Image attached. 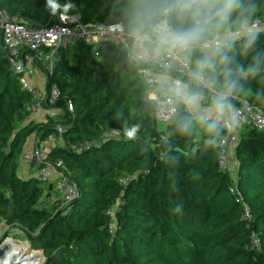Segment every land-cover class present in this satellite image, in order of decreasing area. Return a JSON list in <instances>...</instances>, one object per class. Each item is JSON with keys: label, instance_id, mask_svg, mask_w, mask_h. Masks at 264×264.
<instances>
[{"label": "trees", "instance_id": "trees-1", "mask_svg": "<svg viewBox=\"0 0 264 264\" xmlns=\"http://www.w3.org/2000/svg\"><path fill=\"white\" fill-rule=\"evenodd\" d=\"M161 3L0 0V10L31 26L51 27L61 14H79L85 24L125 27V47L106 40L57 52L53 70L43 71L47 94L53 85L61 92L45 108L60 113L39 124L26 123L32 97L8 63L0 33V224L5 237L20 231L32 251H42L43 264H264V131H242L234 180L219 167L225 130L193 119L182 103L168 124H157L156 104L148 99L150 87L142 76L151 66L135 62L130 47L135 33L151 34L149 9ZM258 18L264 19V0H241L228 25ZM167 22L180 29L190 20L169 15ZM190 57L195 70L203 56L193 50ZM205 75L228 94L218 103L238 106L245 100L264 112V32L228 42ZM175 77L188 85L189 95L208 101L192 78ZM227 82L234 87L229 90ZM58 127L64 146H82L77 152L56 146L49 155L65 164L79 192L66 207L59 200L46 203L54 184L19 172L31 137L44 142ZM133 128L130 138L127 130Z\"/></svg>", "mask_w": 264, "mask_h": 264}, {"label": "built area", "instance_id": "built-area-1", "mask_svg": "<svg viewBox=\"0 0 264 264\" xmlns=\"http://www.w3.org/2000/svg\"><path fill=\"white\" fill-rule=\"evenodd\" d=\"M253 32H264V19L258 18L254 21L230 25L221 29L217 38L226 40L228 43L237 41ZM0 33L3 35L5 57L11 68L22 75V89L32 97L28 112L32 122L36 124L43 123L48 117L53 118L60 113V110L45 108L47 102L53 104L60 99L61 92L58 86L53 85L50 95H48L46 87H39L31 80L37 71H40L45 77L43 68L49 71L53 70L57 52L61 48H67L69 45L79 42L90 44L101 43L106 40L117 44L123 43L127 46L125 27L122 23L85 24L79 14H61L53 26L39 27L31 26L27 21L11 16L5 10H0ZM155 40L156 38L148 33H135L133 35V42L146 44L149 48L147 62L151 68L143 69L142 76L150 87L148 99L156 104L155 120L157 124H168L177 114L178 104H184L192 114L193 119L209 127H220L225 130V135L219 143V167L224 172L233 170L231 168L232 160L236 161L235 151L242 131L245 128L264 131V112L245 100H240L238 106L218 103L224 102L228 94L219 92L213 81L206 75L203 81L193 78L194 67L190 53L193 50H198L203 57L206 54H212L216 49L215 40L212 39L207 42L206 47L203 44L194 47L190 53L175 51L172 54L163 51L158 52ZM132 59L135 58L132 57ZM134 61L138 62L136 59ZM176 75H186L192 78L197 85L207 91L208 101H205L204 97L202 98L203 104L198 110L200 113L198 116L192 112V105L189 103L186 94L179 90L175 84ZM217 104H221L226 112H217L215 110ZM68 110L73 112L71 102H68ZM57 130V134L50 135L44 142H40L36 135L31 137L21 156L19 172L22 176L37 177L46 183L56 185L60 201H62L61 206L66 207L79 196V192L76 184L69 178L65 164L62 161L52 162L49 160V155L51 149L56 146H62L74 152L79 151L82 146L79 147L74 144L64 146L63 128L58 127ZM33 141L34 143H31ZM232 176L235 180L236 172ZM231 191L238 194L236 189ZM110 214L115 216L113 211ZM245 219H250L247 210ZM111 229L114 230L115 226L112 225ZM7 241L15 244L9 246ZM20 243L22 242L16 240L15 236L4 238V233L0 234V250L5 246L9 247V251L0 257V264H23L22 260L26 259L32 250L30 247L28 251H19L17 248H13L14 245ZM252 244L255 248H260V240L256 235L252 237Z\"/></svg>", "mask_w": 264, "mask_h": 264}, {"label": "clouds", "instance_id": "clouds-1", "mask_svg": "<svg viewBox=\"0 0 264 264\" xmlns=\"http://www.w3.org/2000/svg\"><path fill=\"white\" fill-rule=\"evenodd\" d=\"M49 2L51 3V0ZM240 7L241 0H162L160 5L149 9L148 27L156 38L157 51L168 54L175 51L190 53L194 47L202 46V42L209 37L215 40V52L198 60L192 73L194 79L203 81L205 73L213 71L216 67V53L227 44L226 40L217 38L219 32L229 24L233 13ZM169 15L187 18L190 23L187 27L173 29L167 22ZM203 46L206 47L207 44L204 43ZM227 61L226 55L220 56L221 63ZM227 87L230 90L234 85L227 82ZM197 98L196 95L190 97L193 102ZM135 132V128L127 130V135L131 138Z\"/></svg>", "mask_w": 264, "mask_h": 264}, {"label": "crops", "instance_id": "crops-1", "mask_svg": "<svg viewBox=\"0 0 264 264\" xmlns=\"http://www.w3.org/2000/svg\"><path fill=\"white\" fill-rule=\"evenodd\" d=\"M151 35L155 38V36L151 33ZM148 51L149 48L146 44H141L139 42H133L132 46L130 47V52L133 58H135L136 60L139 61H143V62H147V56H148ZM134 59V60H135ZM164 77H168V76H164ZM170 78V77H168ZM33 83H35L36 85H38L39 87L45 88L46 87V79L45 77L40 73V71H37L34 74V77L31 80ZM174 82L177 85L178 89L181 90L183 93L189 95V91H188V85L179 81L177 78H174ZM182 86V87H181ZM191 97V95H189ZM198 98L193 102L191 100V102L189 101V103L192 105L193 108H195L197 111L200 109L201 105L203 104V96H197ZM217 112L220 113H224L226 112V109L223 108L221 106V104H217L216 109ZM32 122V118L27 117L26 119V123ZM32 141V140H31ZM31 143H34L31 142ZM36 145V144H35ZM231 168L233 169V172H236L237 168H238V163L237 161L234 162V160H232V166ZM54 189H53V197L55 196V192L57 191L56 189V185H53ZM58 192V191H57ZM59 193V192H58ZM6 227L4 226V224H0V234H2L3 232H5ZM26 242V241H25Z\"/></svg>", "mask_w": 264, "mask_h": 264}, {"label": "rangeland", "instance_id": "rangeland-1", "mask_svg": "<svg viewBox=\"0 0 264 264\" xmlns=\"http://www.w3.org/2000/svg\"><path fill=\"white\" fill-rule=\"evenodd\" d=\"M230 25H228V26H226L225 28H227V27H229ZM224 29V28H223ZM120 46H122V47H125V44H123V43H120L119 44ZM186 96H187V98H188V100L191 102V99H190V96L189 95H187L186 94ZM192 112L196 115V116H198L200 113L195 109V108H193L192 107ZM233 170H230L229 172H230V174L231 175H233L234 174V172H232ZM60 201L61 199H60V195H59V193L56 191L55 192V196H54V198L52 199H50L49 201H46V203H50V204H53L55 201ZM60 207H62V206H60ZM118 207H119V203H117L116 205H115V207L113 208V212H115L117 209H118ZM3 233H5V232H3ZM2 233V234H3ZM13 234V236H15V239L16 240H20L22 243H27V242H25V239H22V238H20V237H22V235H21V233H20V231H13L12 232ZM4 238H5V235H4ZM23 245V244H22ZM28 246H29V244H27ZM35 253V255H37V254H39V255H41V252H39V253H36V252H34ZM31 253H28V255H30ZM41 257V256H40ZM43 260V261H42ZM39 262V258L37 259V263ZM40 262H41V264H43L44 263V259H43V257H41L40 258Z\"/></svg>", "mask_w": 264, "mask_h": 264}, {"label": "bare ground", "instance_id": "bare-ground-1", "mask_svg": "<svg viewBox=\"0 0 264 264\" xmlns=\"http://www.w3.org/2000/svg\"><path fill=\"white\" fill-rule=\"evenodd\" d=\"M13 244H15V243H12L11 241H7V245L12 246ZM27 244L28 243L16 244V245L13 246V248H17V250H19V251H28L29 250V246ZM34 252L39 253L38 251H32L31 255H29L26 259L22 260L23 261L22 263L23 264H41L40 258L42 257V254L41 255H39V254L35 255ZM38 258H39V262L37 263V259Z\"/></svg>", "mask_w": 264, "mask_h": 264}, {"label": "water", "instance_id": "water-1", "mask_svg": "<svg viewBox=\"0 0 264 264\" xmlns=\"http://www.w3.org/2000/svg\"><path fill=\"white\" fill-rule=\"evenodd\" d=\"M30 246V245H29ZM7 251H9V247L8 246H5L3 249H1L0 250V257H2L4 254H5V252H7ZM41 252V254H42V257H43V252L42 251H40ZM43 259H44V261H45V258L43 257Z\"/></svg>", "mask_w": 264, "mask_h": 264}]
</instances>
